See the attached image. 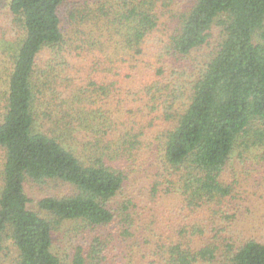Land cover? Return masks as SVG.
Listing matches in <instances>:
<instances>
[{
  "label": "trees",
  "instance_id": "obj_1",
  "mask_svg": "<svg viewBox=\"0 0 264 264\" xmlns=\"http://www.w3.org/2000/svg\"><path fill=\"white\" fill-rule=\"evenodd\" d=\"M173 1L0 0L22 29L0 36V252L17 264H264L222 178L237 151L264 160V0H193L163 41Z\"/></svg>",
  "mask_w": 264,
  "mask_h": 264
},
{
  "label": "rangeland",
  "instance_id": "obj_2",
  "mask_svg": "<svg viewBox=\"0 0 264 264\" xmlns=\"http://www.w3.org/2000/svg\"><path fill=\"white\" fill-rule=\"evenodd\" d=\"M192 1L193 0H174L168 7V10H166V14H162V11L164 10H161V18L157 33L163 41L166 40V35L175 27L177 15L189 8L192 5ZM5 7L6 4L1 2L0 36L5 35L3 36V40H9L15 35L18 36L19 33L22 32V29L14 24ZM61 17L62 33L68 39L70 37L69 25L67 23L68 18L64 15H61ZM220 31V28L216 27L212 30L214 40L219 37ZM208 54V48L192 53L181 61L182 66L191 67L195 71L194 73L198 74L203 69V64L208 58ZM156 55L157 54L152 51L144 50V54L140 59L142 66L147 63H154L156 61ZM6 56L7 49L1 46L0 68L6 66V64H1L2 61L6 63ZM8 67H10V64ZM41 103L38 102L39 108H44V104ZM184 108L185 106L180 107V109H182L181 111H183ZM156 124V128L161 127V121ZM156 132L158 133V130ZM162 142L163 140H161V143ZM157 144L158 143L153 141V145L155 146H153L152 149L156 148ZM238 152L239 151H237L236 154ZM236 154L232 161H230L227 165L225 173L222 177L223 181L226 184L232 185V188L234 189L233 198L231 200H226L225 205L230 211V214H235L236 216V220H233L232 222H235L237 230L242 232L244 237H253L258 242L264 244V160L261 159L262 153L256 150L251 151V153H244L242 156H238ZM236 156H238V158ZM151 162V160L147 161L150 165ZM156 165L157 164L153 166L156 167ZM60 189H64V187L61 186ZM55 190L56 189L53 184H50L49 186L28 185L27 194L30 198L36 201L42 196L53 194ZM176 197V193H169V196L166 197V202L161 204L159 207L163 206V208H169L176 202L174 200ZM30 208L39 212L35 202L31 203ZM40 215L44 216L45 214L42 212ZM158 215L159 214L152 216L149 212L147 222L151 224L153 220L158 217ZM58 234H60L59 231ZM147 235L148 234H146V236ZM151 241L153 240L151 239ZM124 250V248L123 250L119 249L114 253V255H118ZM17 260L18 252L16 247L10 240L6 241L4 249L0 252V264H17Z\"/></svg>",
  "mask_w": 264,
  "mask_h": 264
}]
</instances>
